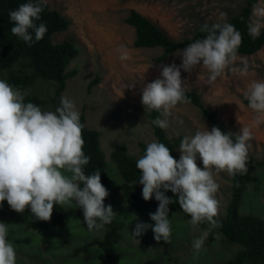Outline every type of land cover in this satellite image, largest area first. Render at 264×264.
Listing matches in <instances>:
<instances>
[{"label": "rangeland", "instance_id": "rangeland-1", "mask_svg": "<svg viewBox=\"0 0 264 264\" xmlns=\"http://www.w3.org/2000/svg\"><path fill=\"white\" fill-rule=\"evenodd\" d=\"M246 0H44L49 9L58 10L69 21L66 30L55 32L53 42L70 39L80 53L71 63L76 70L67 79L63 97L75 104L79 114L85 115V125L100 132V144L107 160L110 181L109 194L115 216L110 224L89 231L82 216L71 218L65 227H49L45 231L31 228L35 220L30 209L17 213L7 202L0 203V222L8 227L7 239L16 251V264H101L108 253H119L117 264H141L151 259L158 264H217L239 249L236 244L223 240L207 242L199 253L192 249V241L207 228L193 227L179 213H169L171 222L170 242L156 241L151 228L141 236L131 234L136 223L154 226L150 217H141L126 203L132 183L124 181L110 160L112 148L125 145L128 152L140 158L139 143L156 141L148 123V109L141 104L143 85L160 78L162 67L181 64L177 51L165 60L155 58L161 47L134 45L133 26L125 18L135 10L155 23L169 38H189L204 25L227 22L245 4ZM264 9V0H256L250 21L257 19L256 9ZM264 23V18H261ZM261 29H264L262 27ZM126 49L128 58L121 60ZM247 65V72L242 69ZM97 76V83L87 90L88 83ZM209 73L202 65L191 72L181 68L184 91H195L200 100L229 132L238 134L249 127L252 139L248 155L255 162H264V117L257 123V113L248 107L245 92L252 81H264V43L251 54L236 53L228 67L214 82H208ZM133 84L134 86L129 88ZM53 84L38 80L28 92L49 95ZM26 93V92H25ZM48 111V108H42ZM165 129L168 136L181 134L191 137L197 130L211 124L199 109L190 102L178 103L170 110ZM180 153L176 150V157ZM198 167L203 168L197 156ZM257 179L250 183L241 201L240 211L258 214L264 218V165H252ZM70 175V174H69ZM219 185L215 198L219 202L218 216H224L230 192V179L226 172L215 173ZM107 205V206H108ZM77 207L73 203L54 205L53 210ZM78 208V207H77ZM28 238V241H24ZM139 241H137V240ZM90 242L84 251L73 249Z\"/></svg>", "mask_w": 264, "mask_h": 264}, {"label": "clouds", "instance_id": "clouds-1", "mask_svg": "<svg viewBox=\"0 0 264 264\" xmlns=\"http://www.w3.org/2000/svg\"><path fill=\"white\" fill-rule=\"evenodd\" d=\"M43 3L44 0L35 3L29 0L9 12L13 36L28 44L33 41V33L36 41L43 39L47 27L44 23H35L40 20ZM255 15L257 19L248 26V34L253 39L264 27L261 20L264 9H256ZM201 31L207 32L203 39L178 50L179 66L175 63L163 66L160 78L143 85L141 104L144 108L160 111L167 117L178 103L189 102L181 80V68L191 72L202 65L209 73L208 82L212 83L235 58L242 37L234 25L227 22L210 27L204 25ZM118 51H121V60L128 58L126 49L121 47ZM241 71L246 73L247 65ZM25 96L24 92L0 79V203L6 201L17 213L28 208L35 220L47 222L54 205L62 207L74 202L82 209L89 231L110 224L115 212L111 205H104L108 191L101 183L100 172L89 175L84 171L90 157L83 149V125L74 102L61 97L54 111H44L32 102L26 103ZM245 97L260 123V118L264 117V81H252ZM151 123L161 129L169 126L167 119L159 117ZM251 139L249 127L241 128L238 134L223 132L217 126L211 130L205 127L182 139L178 160L165 144L148 143L135 166L140 173L138 182L142 185V198L149 201L154 197L158 207L154 213H149L154 226L138 222L132 236L139 237L151 228L156 241L169 243L172 232L169 205L178 203L191 217L188 223L194 228L202 223L208 225V229L192 241V249L199 253L209 231L219 227L215 219L219 210L215 198L219 185L214 172H226L229 176L246 173ZM197 156L203 168L197 166ZM169 191L175 200L166 195ZM7 236V224L0 222V264H16V251Z\"/></svg>", "mask_w": 264, "mask_h": 264}, {"label": "trees", "instance_id": "trees-1", "mask_svg": "<svg viewBox=\"0 0 264 264\" xmlns=\"http://www.w3.org/2000/svg\"><path fill=\"white\" fill-rule=\"evenodd\" d=\"M27 2L29 0H0V79L6 80L10 85L22 92H26V103L32 102L41 109L47 107L48 111H54L60 105V98L63 97L67 79L73 78L76 74V70L71 69L70 66L79 55L80 48L67 38L60 42H53L52 35L55 32L66 30L69 26V21L58 10L49 9L44 3L40 20L35 21L37 24L44 23L47 27V32L44 34L43 39L36 41L33 33V41L28 44L22 39L13 36L10 31L13 24L9 21V12L18 8L20 4ZM31 2L35 3L36 0H31ZM255 4L256 0H246L239 11L227 21V23L235 26L242 37V42L236 53L251 54L264 43V29H261L260 35L255 39L248 34V26L251 23L250 16ZM125 21L134 28L135 46L162 48L161 54L155 58L157 61L165 60L173 52L181 50L190 43L203 39L207 35V32H202L200 28L189 38L173 40L155 23L135 10L129 11ZM38 80L53 84L52 92L49 95L40 96L34 92H28V89L33 87ZM97 81L98 78L95 76L88 83L87 90H90ZM184 92L189 102L199 109L201 116L212 127L217 126L221 131L229 132L218 122L212 112L203 105L198 93L195 91ZM157 117L162 119V112L148 109V123L156 141L165 144L170 149V154L177 159L176 150L179 148L183 137L181 134L168 136L165 129L153 125L151 121ZM80 123L83 125V149L85 155L90 157L89 163L84 166V171L89 175L94 171L100 172L101 183L108 191V196L104 199V205L107 206L110 200V181L107 160L100 144V132L85 125L83 112L80 113ZM146 146L142 142L139 143L141 155L144 154ZM109 157L115 164L120 177L133 185L132 191L126 197V203L141 217H149V213L156 211L158 202L154 197L149 201H144L142 198V185L138 182L140 173L135 166L138 158L131 155L125 145L112 148L109 152ZM252 165L262 166L264 162H255L248 155L247 172L229 176L231 186L225 214L215 218L219 222V227L209 231L207 236V242L223 240L229 244L239 246L236 252L217 264H264V218L258 214L240 211L246 187L257 179V175L250 170ZM166 195L173 198V194L170 191ZM173 199L175 200V197ZM169 210V213L177 212L186 220L191 219L189 215L181 210L178 203L169 205ZM75 216L83 217L81 208L54 209L49 221L33 220L30 223V227L38 230V232L54 226L65 227L71 218ZM199 226L208 229L206 223H202ZM217 234H219V238H217ZM24 241H28V238H25ZM89 245L90 242H86L73 249V252L84 251ZM119 258V253H108L101 264H117ZM141 264L158 263L147 259L142 261Z\"/></svg>", "mask_w": 264, "mask_h": 264}]
</instances>
